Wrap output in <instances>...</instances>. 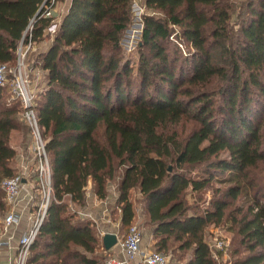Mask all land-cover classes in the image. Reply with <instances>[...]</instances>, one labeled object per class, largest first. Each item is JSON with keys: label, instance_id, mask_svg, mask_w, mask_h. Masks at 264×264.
I'll return each instance as SVG.
<instances>
[{"label": "trees", "instance_id": "1", "mask_svg": "<svg viewBox=\"0 0 264 264\" xmlns=\"http://www.w3.org/2000/svg\"><path fill=\"white\" fill-rule=\"evenodd\" d=\"M65 1L0 0V64L50 39L31 57L46 79L33 108L52 192L28 264H107L113 247L81 211L90 191L109 199L115 180L121 239L138 217V188L156 251L218 264L206 231L230 222L233 264H264V0H143L163 16L144 13L135 65L121 43L133 0H71L54 13ZM24 112L12 81L0 84V237L2 182L19 174L12 136L32 138ZM216 183L204 207L190 203L189 192Z\"/></svg>", "mask_w": 264, "mask_h": 264}, {"label": "built area", "instance_id": "2", "mask_svg": "<svg viewBox=\"0 0 264 264\" xmlns=\"http://www.w3.org/2000/svg\"><path fill=\"white\" fill-rule=\"evenodd\" d=\"M47 0H45L46 2ZM53 1V0H52ZM44 2V3H45ZM48 11L46 15H50ZM32 43H28L25 47V54L31 48ZM23 47L24 44H21ZM19 73L15 74L12 81L13 95L20 98L25 106L23 118L30 125L32 130V150L36 158V186L40 190V200L37 205L33 207L32 215L30 216L31 224L23 232L19 238L17 247L13 251L10 241L0 237V252L9 247L12 250V264H28V258L31 251V246L38 234L40 226L44 220L52 192L51 186V168L45 149V144L42 138L40 127L37 120L36 111L33 108V99L35 94L30 90L27 76L22 72L21 65L19 66ZM17 71V70H16ZM9 66L7 64H0V84H6L8 78ZM25 177L19 173L13 177L6 178L2 182V186L6 191V201L8 210L2 219V230H7L12 224L18 223L21 219V214L15 210L14 204L18 200L23 190ZM42 196V199H41ZM83 215L91 218L96 223L98 218L92 213L81 211ZM105 217L110 220V212L108 208L105 210ZM116 230L104 231L101 233L104 236L107 232H116L118 235V222H113ZM119 239V236H118ZM143 232L141 227L134 223L128 230L124 239H119L118 244L122 248L125 259L113 256L108 259V264H125L129 261L139 258L143 264H172L170 257L162 251L145 250L142 248ZM226 241L220 240L216 243L218 250L226 249ZM214 253V251H213ZM215 255V254H214Z\"/></svg>", "mask_w": 264, "mask_h": 264}, {"label": "rangeland", "instance_id": "3", "mask_svg": "<svg viewBox=\"0 0 264 264\" xmlns=\"http://www.w3.org/2000/svg\"><path fill=\"white\" fill-rule=\"evenodd\" d=\"M65 3H66V1L61 2L59 4V7L61 9H65L63 7ZM132 11H133L132 21H131L129 27L124 31V33L122 35L121 43H122L124 56L126 57V59H129L132 64L135 65L137 63L138 57H139V48H140L141 37H142L144 13H153L157 16H163V14H161V12H159L158 10L147 9L144 6L143 0H133ZM128 29H130V30H128ZM52 30L53 29L50 28V32H52ZM178 31H179V28L175 27V31H174L172 37H174L173 38L174 40H177L178 42H182L180 45L183 48L182 47L181 48L188 52L189 49L191 50L190 45L186 42L181 41V39L177 37ZM49 43H50V39H47L43 43L38 44L37 48L33 49L32 48L33 46L31 48L34 51L45 50ZM25 47L26 46H23V47L20 46L19 52H18V60H17L16 65L14 64V65L9 66L7 81H9V80L13 81V79L15 78V74L19 73V70H20L19 66L21 65L22 72L28 78L27 84L29 85L30 90L35 94V92L31 89L30 84L33 83V81H35L36 75L33 74L32 68L30 67V65L33 62H32V58L30 57V55L27 53L25 54ZM37 79H39V80H37V82L40 83L39 86H42L43 83L46 81L45 75L41 71H40V75H38ZM189 126H190V124L187 123L184 125V128L188 129ZM27 139H28V137L25 136L23 133V136L21 137V141L19 142L21 149H20V147H18L19 152H18L17 157L14 160V166H16L19 173H22V170L24 168L23 164L21 162V157H20L21 153L24 151L25 152V158H27L29 160L33 156V154L31 155V153H33L32 143L30 144L31 149H27L25 147L26 145H29V143H28L29 140L27 141ZM26 152H28V153H26ZM34 157L35 156H33L32 164L28 160V162H29L28 165L31 164L32 166H35L36 161H35ZM36 180H37V177H36ZM116 184H117V180L113 181L110 184L111 196H115V197L117 195ZM218 186H220V184L216 183L213 186V188L210 187L206 191H203V192L198 193V194L192 195L191 194L192 192H189L188 199L190 200V203L191 204H200V206L204 207V205L207 204L209 199L212 196H214L215 188ZM91 189H92V187H90V190ZM131 195H132L133 200L136 203V208H137V212H138V217L134 223L138 224L142 229L143 246H146V247L150 248L151 250H158V248L154 245L156 239L153 236L151 237V234H150L151 228H150V226H148L145 223L146 217L144 216V199L140 193V190L138 188L133 189ZM37 199H39V198H37ZM41 199H42V196H41ZM196 202H198V203H196ZM116 228L117 227H114V226H112V224H109V223H104L102 225V230H104V231H111L113 229L116 230ZM126 232H123V236L126 234ZM206 238H207L208 242L210 243L212 250L214 251V254H215V257L218 261V264H233V261L235 258L233 251L236 247V243H235V233H234V230H233L230 222H224V223L219 224V225H215V224L209 225V227L207 228V231H206ZM220 240L226 241L227 246H226L225 250H218V248H216V243ZM162 252H164L165 254H167L170 257L172 264H186L187 258L190 255L189 253L185 254L183 251L174 250L172 248L169 251H163L162 250ZM107 264H108V261H107Z\"/></svg>", "mask_w": 264, "mask_h": 264}, {"label": "crops", "instance_id": "4", "mask_svg": "<svg viewBox=\"0 0 264 264\" xmlns=\"http://www.w3.org/2000/svg\"><path fill=\"white\" fill-rule=\"evenodd\" d=\"M70 2H71V0H66V3L63 6L65 9H61L59 7L60 3H58V5L53 9V12L56 14H63L68 9V7L70 6ZM32 48L35 49V48H37V46L33 45ZM32 48L29 52L30 57H32V55L34 54V50ZM30 67L32 68L33 74L36 75V77L34 76L35 81H33V83L30 84V87L34 92H36L37 89L39 88V85H40V83L37 82V80H39L37 78H38V75H40V71L42 72V70L39 69V71H38V69H36V67L33 65V63L30 65ZM22 136H23V133L19 132V131L14 132V134L12 136V143L17 149H18V147H20L19 142L21 141ZM27 141H28L29 145H26L25 147L27 149H31L30 144L32 143V138H30L29 134H28ZM20 149H21V147H20ZM26 153H28V152H26ZM32 154L33 153H31V155ZM33 156H34V154H33ZM33 156L29 160V159L25 158V152L24 151L20 155L21 162H22L23 167H24L21 174L24 175L25 180H24L23 190L21 192L20 197L18 198V200L14 204V208H15V210H17L21 214V219L18 223L12 224L7 230L1 231V238L7 239L10 241V244L13 247V251L18 245L20 236L30 226V224H31L30 216L32 215L33 207L35 205H37V202H39V200L37 198L41 195L40 190L36 186V183H37V180H36V162H35V166L31 165ZM34 159L36 160L35 157H34ZM28 160L31 163L30 165H28L29 164ZM116 197H117V195H116ZM116 197L111 196V193H110L109 199L101 200V199H98L97 197H95V195L92 193V191L89 193L88 202H87V205L83 208V211L88 212V213H92L95 217L98 218L97 225H98L100 231H102V225L104 223L112 224V226L114 225L113 221L110 222L105 217V210H106V208H108V210H109V204H113ZM110 220H111V216H110ZM150 234L152 237L153 236L152 232H150ZM118 236H119V233H118ZM119 239H121L120 236H119ZM142 248L145 250H151L150 248L143 246V239H142ZM11 250H12L11 248L6 246L5 249L0 252V264H12V251ZM112 250H113L112 251L113 252L112 257L116 256V257H119L120 259H125L124 252H123L122 248L119 246V244H116ZM125 264H143V262H141L139 258H136V259H133V260H131Z\"/></svg>", "mask_w": 264, "mask_h": 264}, {"label": "water", "instance_id": "5", "mask_svg": "<svg viewBox=\"0 0 264 264\" xmlns=\"http://www.w3.org/2000/svg\"><path fill=\"white\" fill-rule=\"evenodd\" d=\"M118 241L119 239L116 232H107L103 236V243L107 249H111L112 247H114L116 244H118Z\"/></svg>", "mask_w": 264, "mask_h": 264}]
</instances>
